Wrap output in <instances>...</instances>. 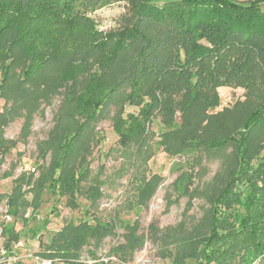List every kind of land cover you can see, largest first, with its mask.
<instances>
[{"label": "trees", "instance_id": "16d2710c", "mask_svg": "<svg viewBox=\"0 0 264 264\" xmlns=\"http://www.w3.org/2000/svg\"><path fill=\"white\" fill-rule=\"evenodd\" d=\"M118 0H0V165L20 139L31 134L34 114L64 90L61 108L40 154L49 157L34 171H21L7 192V212L35 217L47 192L76 208L83 194L93 207L102 180L90 179L91 155L101 136L95 124L116 103L113 128L122 146L134 147L132 166L148 162L152 143L171 157L232 147L234 165L208 195L210 215L193 229L155 231L159 253L174 264H253L264 260V0H125L129 13L115 29L100 28L93 14ZM243 87L246 97L221 104L219 88ZM138 107L126 112V106ZM159 115L163 131L151 124ZM179 115V117H178ZM24 121L18 139L5 129ZM140 165V164H139ZM180 170V168H179ZM163 176L140 177L139 204H147ZM180 195H192V173L174 181ZM28 195H32L28 198ZM55 213V211H54ZM89 213V212H87ZM125 229L111 249L127 255L144 244L139 223L114 217L92 223L69 219L40 240V254L56 264L80 262L89 240ZM182 227L183 229H181ZM4 250L13 254L22 238L14 223L1 225ZM16 264V263H14Z\"/></svg>", "mask_w": 264, "mask_h": 264}, {"label": "rangeland", "instance_id": "374dc122", "mask_svg": "<svg viewBox=\"0 0 264 264\" xmlns=\"http://www.w3.org/2000/svg\"><path fill=\"white\" fill-rule=\"evenodd\" d=\"M162 2L164 0H157ZM128 4L125 0L114 1L109 5L98 9L93 16L101 29L110 30L117 28L120 17L128 14ZM221 104L217 110H223L225 106L232 107L239 100L246 97L243 87L224 86L220 87ZM64 90L52 97L50 103H44L39 111L34 114L31 134L26 139H20L16 147L12 148L0 165V264H40L45 260L40 253V240L48 242L53 232L60 229L69 219L77 221L81 218L88 219L92 223L96 219L110 221L117 217L122 221L139 223V234L144 236V244L135 252L127 255V261L115 255L118 260L112 264H174L172 259L163 258L159 253L156 242L155 231L158 234L167 231L170 227L177 225L186 230H191L210 213L211 202L208 195L217 187L224 185L232 166L234 165V153L232 147L221 151H209L206 149L197 152H185L182 155L171 157L166 155L163 147L154 144L143 152V156L151 153V160L141 162L138 159L136 167L132 166L134 147H124L118 141V136L113 128V120L117 111V104L111 103L107 106L106 115L95 124L99 132L100 142L95 143L91 155L90 179L84 182V188L94 181L95 178L102 180L103 195L98 203L89 207L88 201L83 194L77 199L79 203L76 208L67 205L66 198L60 199L57 208L52 211L55 198L49 193L44 194V201L35 217H31L32 208L28 209L25 218L11 216L8 219L6 205L7 192L13 186V180L21 171H34L42 163H49L50 155L43 158L40 154L42 142L49 137L51 128L55 124L59 112ZM4 100L0 98V110L4 107ZM126 112H137L138 107L126 106ZM179 117V115H178ZM24 121L18 117L6 127L8 138L18 139L20 128ZM152 130L156 132L152 141L159 140V132L163 131L161 117L157 115L151 124ZM140 164V165H139ZM180 168V170H179ZM149 170L158 172L163 176L154 195L147 204H139L138 186L141 175H149ZM183 170L192 173L193 189L192 195H180L174 181ZM32 195H28L31 198ZM89 212V213H87ZM14 223L16 229L22 234L21 241L15 245L16 252L9 254L4 250L1 225L3 223ZM180 227L181 229H183ZM116 233L103 240H89L83 246L80 262L83 264H103L102 257L113 255V247L124 242L123 234L126 233L122 227L115 229ZM56 264H66L59 260ZM188 264H196L189 261ZM257 264H264V260Z\"/></svg>", "mask_w": 264, "mask_h": 264}, {"label": "built area", "instance_id": "2783aa9c", "mask_svg": "<svg viewBox=\"0 0 264 264\" xmlns=\"http://www.w3.org/2000/svg\"><path fill=\"white\" fill-rule=\"evenodd\" d=\"M8 219L11 218L10 214H7L6 216ZM45 259V258H44ZM114 260H118L117 257L113 254L112 256L109 257H102L101 261L103 264H112ZM259 261H261V259L255 261L253 264H257ZM40 264H52L51 260L45 259V260H41L39 262ZM127 264H130L129 262Z\"/></svg>", "mask_w": 264, "mask_h": 264}]
</instances>
